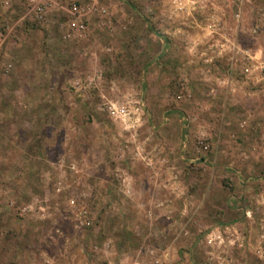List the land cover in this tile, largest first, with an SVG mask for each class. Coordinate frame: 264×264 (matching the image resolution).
<instances>
[{
    "label": "rangeland",
    "instance_id": "374dc122",
    "mask_svg": "<svg viewBox=\"0 0 264 264\" xmlns=\"http://www.w3.org/2000/svg\"><path fill=\"white\" fill-rule=\"evenodd\" d=\"M29 8L0 1V264H264V0Z\"/></svg>",
    "mask_w": 264,
    "mask_h": 264
},
{
    "label": "built area",
    "instance_id": "2783aa9c",
    "mask_svg": "<svg viewBox=\"0 0 264 264\" xmlns=\"http://www.w3.org/2000/svg\"><path fill=\"white\" fill-rule=\"evenodd\" d=\"M29 6H30V11L32 12L34 18L37 21H41L44 19L46 11H47V6L49 4V0H28ZM84 11V12H82ZM90 11H96L98 14H105L106 13V8L102 6H98L95 3L92 5L84 8V7H79L78 13L80 15H84L86 12ZM77 25V29H83V23L80 22ZM6 33L4 29L0 30V47L3 44L5 40ZM254 69L260 68L261 70H264V61L261 62L260 64L256 65L253 67ZM246 70H248L246 68ZM104 109L106 113L114 120H118L122 122L124 125L126 123H129L128 125H131L132 123H137L139 120L140 116V111L141 107L137 105V107H132L130 106L129 102H112L108 101L105 103ZM203 138V137H202ZM202 138L200 140V143L202 146L206 149L208 147V144L205 142H202ZM25 210V208H22V211ZM218 237V236H217Z\"/></svg>",
    "mask_w": 264,
    "mask_h": 264
},
{
    "label": "crops",
    "instance_id": "0c3cea01",
    "mask_svg": "<svg viewBox=\"0 0 264 264\" xmlns=\"http://www.w3.org/2000/svg\"><path fill=\"white\" fill-rule=\"evenodd\" d=\"M0 1H1V0H0ZM4 17H5V16H4V12L1 11V12H0V20L3 19ZM3 29H4V28H3ZM7 29H8V28H7ZM4 30H5V29H4ZM8 31H10V29H8ZM174 39H175V38H174ZM174 47H176V46L174 45ZM158 67H159V65H158ZM159 71H160V70H157V73H156L155 77H156L157 75H158V77H159V75H160V74H159ZM158 77H157V78H158ZM182 97H183V96H182ZM178 111H180V110H177V109H176V110H173L171 114H173V115L180 114ZM180 112H181V111H180ZM145 187H146V185H145ZM147 187H148V186H147ZM143 188H144V187H143ZM144 191L147 192L146 188H144Z\"/></svg>",
    "mask_w": 264,
    "mask_h": 264
}]
</instances>
